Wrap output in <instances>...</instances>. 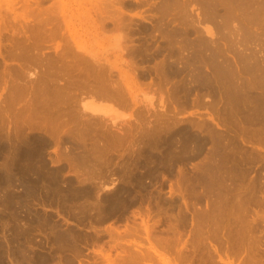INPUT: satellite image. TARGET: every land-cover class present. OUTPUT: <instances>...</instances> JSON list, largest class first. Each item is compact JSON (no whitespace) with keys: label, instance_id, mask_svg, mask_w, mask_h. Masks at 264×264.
<instances>
[{"label":"bare ground","instance_id":"obj_1","mask_svg":"<svg viewBox=\"0 0 264 264\" xmlns=\"http://www.w3.org/2000/svg\"><path fill=\"white\" fill-rule=\"evenodd\" d=\"M48 1H21L23 9L29 8L26 12L33 18L31 24L27 20L28 23L24 24L28 26L31 42L25 44L20 39L15 40V32V38L11 33V39L17 41L12 40L13 46L19 49L17 57L34 61L23 64L26 68L23 75L22 67L17 71L10 69L6 75L0 72V83L16 77L15 82H9L6 95L0 100V130L4 131L0 133V158L3 157L0 165L5 167L6 172L8 170L6 174L9 177L3 181L6 175H0V188H14L17 179L21 184L18 185L28 190L25 192L23 189V192L37 200L35 206L38 204L43 209L26 207L25 215H20L19 199L11 196L17 201L13 198L8 201L4 194L9 193L5 189L8 194L4 193L5 199H1L5 208L0 211V264H157V261L160 264H194L190 257L196 252L200 254L197 264H207L203 259L204 253L212 262L214 257L209 246L213 241L214 252L227 251L234 256L244 253L242 264H264V194L259 196L264 192V181L261 180L262 171L253 168L256 163L263 165L264 161V54L261 52L264 48L261 43L264 41V0H160L154 5L159 20L153 27L141 23V33L154 36L158 33L164 41L155 47L145 44L146 39L141 42V60L148 61L159 54L162 58L153 73L141 70L139 75L141 78L147 75L156 77L157 81L151 77L152 82L145 84L157 86L155 89L158 91H152L160 93L158 96L163 102V109L161 111L155 105V110H152L147 105L152 110L150 118L153 119H150L141 108L144 111L139 116L144 120L140 124L141 135L138 134L141 137L136 135L141 148H135L137 152L140 149L141 163L139 157L138 162L141 165L133 160L137 159L135 150V158L126 157L117 163L118 159L111 150L120 147L117 145L122 144L125 138L127 141L129 135L124 137V133H117L119 130L109 129L107 126L110 123L107 125L103 114H99L110 109L104 102L120 104L126 98L124 88L121 89V83H124L112 77L113 63L107 54L92 53L85 47L83 50L86 53L75 52L71 50L72 45L66 49L65 45L54 56L40 55L35 51L40 49L42 39L55 36L58 12H62L65 18L68 11L66 5L71 2L58 0L55 3L56 0H53L47 5ZM76 1L79 4L86 2L79 9L86 16L92 17L90 11L94 10L97 29L116 31V36H120L118 40L122 38L124 41L121 32L128 25L124 21L123 7L131 4L129 0ZM17 3V0H0V11L4 15L9 11L16 16ZM192 3L198 5L194 8L198 11H192ZM2 7L5 11L1 10ZM4 15L0 13V28L2 25L5 27L10 17ZM167 17L173 18V22L182 29L175 27ZM20 22L23 23L22 20ZM190 35H194V39ZM254 41L255 44L251 43ZM250 43L254 49L249 47ZM77 48L81 45L78 44ZM126 53L129 54V50ZM29 67L31 70L39 68V72L35 68L36 76L31 78L29 75L31 79L27 77L24 80L22 77L28 76ZM163 81L170 85L164 87ZM188 105L194 108L193 115L201 117H193L196 120L190 119L188 125H178V118L185 113L183 111ZM202 109L207 112L205 115L198 111ZM111 123L113 128L118 125H113V120ZM121 127H118L120 132L126 128L125 125L124 129ZM28 128L30 131L44 130V134L48 133L46 135L54 140L61 138L63 143L67 142L63 140L65 137L68 141L72 137L81 141L83 150L80 149L81 153L77 151L78 154L61 150L62 142L55 141L53 144L58 152L54 160H59L60 156L64 160L66 158L65 161H69V164L66 162L69 165L66 171L74 169L79 178L81 176V181L89 183L85 185L87 182L83 184L79 181L75 185L73 179H69L71 176H65L68 181L63 185L61 182L64 180H59V174L66 172L62 171L64 166L57 165L47 170L50 157L45 164L42 154L51 141L40 132L27 131ZM195 159L198 161L192 163ZM128 160L138 166L134 167ZM114 161L118 167H113ZM187 162L191 163L190 170L187 169ZM139 168L143 170L139 172ZM251 172L255 174L250 176ZM111 174L117 175V185L103 190V184L107 183ZM163 174L169 178L173 176L176 186L181 188L182 199L177 203V210L171 209L177 212L175 222L171 221L173 219L169 222L165 218L158 219L157 215L164 212L165 200L158 199L159 195L154 194L153 198L157 195L155 200L158 201H154L156 204L153 206L154 199L144 193L147 186L144 179L149 178L151 182L159 175L165 176ZM149 186L153 188L150 183ZM137 194H141L139 201ZM85 198L86 201L92 198V204L86 205ZM78 200L81 202L77 204ZM136 200L141 207L134 205ZM147 201L153 207L150 209L155 207L157 215L148 211L150 206L143 208ZM198 204H202L200 209ZM132 205L141 212L145 238L138 234L139 229L134 226L117 227L123 223L120 220L126 221L125 210L128 211ZM134 209L137 210L132 207L130 211L134 212ZM185 209H193L191 214H195L188 217ZM47 210L54 211L61 219ZM150 214L155 215L152 219L159 224L162 222L165 228H158L156 221L150 224L146 220L150 219ZM107 218H117L118 225L116 222V226L111 225V222L106 226L104 220ZM100 223L105 226H99ZM189 223L193 224L189 230L192 237L186 240L183 235ZM140 235L147 245L141 250H127L124 243H120L127 236L133 238Z\"/></svg>","mask_w":264,"mask_h":264},{"label":"rangeland","instance_id":"obj_2","mask_svg":"<svg viewBox=\"0 0 264 264\" xmlns=\"http://www.w3.org/2000/svg\"><path fill=\"white\" fill-rule=\"evenodd\" d=\"M18 1V3L16 4V7H17V12H16V16L15 15H13L12 13V15L11 14H9L8 12H5L6 14H7V17H9L8 19V23H6V25H5V27H3L4 25H2L1 26V28H3V29H1L2 31H1V34H0V72L1 73H3V74H8L9 73V70L10 69H13V70H15V71H17V69H20L21 67L22 68H24L22 71L21 70H18L19 72L21 71L22 73V75H23V73H24V70H25V72H26V68L23 66V64H25L26 62H29L30 63V61H31V63L34 61L33 59H26V58H23V59H21L20 57H17L18 55H19V49L18 48H15L14 46H13V42H12V40H14V39H11V33H12V37H13V35L15 34L16 35V33H17V36H15V37H17V39H15V40H17V41H22L23 43H25V44H28V43H30L31 42V39H30V37H29V33H28V31L27 30H29L27 27L28 26H25L26 25V22L28 21V22H30V24L32 23L31 22V20L33 19L32 18V16H29L28 14L29 13H27V12H29L28 10H29V8L28 9H23L24 7H22L23 6V3H24V0H17ZM21 1H23V3L21 2ZM53 0H50V1H48L46 4L48 5L49 4V2H52ZM57 1L58 0H56V2L55 3H57ZM87 2H89V1H91V0H86ZM130 2H131V4H129V5H126V6H124L123 7V9L125 10L124 11V15H125V18H124V21L127 23V25H128V28H125V30H124V32H121V34L122 35H124V41L122 42V38L120 39V40H118L119 39V37L120 36H116V31H108V32H106V30H100V29H97L96 28V25L98 24V22H96L95 21V15H94V10L93 11H90V15L92 16V17H89V16H86L82 11L81 12H79L80 10V8L81 7H83V4L84 3H86V2H84V3H82V4H79L76 0H71V2L69 3V6H68V4L66 5V8L68 7V11L65 13V18H63V14H62V12H58V15H59V17L57 16V18H59V19H57L59 22L61 21V23H55V25H57L56 27H55V36H53V37H51V38H46V39H42L41 41H40V49L39 50H35V51H37V52H39V54L40 55H48V56H54V54L56 55V51L57 50H63L64 49V46H65V49H66V47H71V45L74 47H72L71 48V50H75V52H82V53H86L84 50H83V47H85V48H87L90 52H92V53H96V52H98V53H103V54H107V57L109 58V60H110V62L111 63H113V68H112V71H113V75L115 76H112L114 79H117V80H120L121 82H123L124 84L122 85V83H121V89L123 90V88H124V90H123V92H124V95H126V98H125V101H127V103H125V101H123V102H120V104H118V102H114L115 104H113V102H110V101H106V102H104L105 104L104 105H108L109 107H110V109H109V111H101L99 114H103V118H104V120H105V123L107 124V123H110L109 125L110 126H107V127H109V129H111V130H113V131H118L117 133L119 134H123V136L124 137H126V136H128L127 137V141H125L126 140V138H125V140L124 141H122V144H118L117 146H122L123 144H125V142H126V144L125 145H123L122 146V148H120V147H117V149L116 148H114L113 150H111V152H112V154L113 155H115L116 157H117V163H118V161L120 162V161H122V160H124L126 157L128 158V159H130L131 157H133V158H135V155H136V157H137V159L135 158V159H133L134 160V162H138L139 160H138V157L140 158V163H141V152H140V149H139V151L137 152V148H141V144L140 143H138L139 141L137 140V136L138 137H141L140 135H141V123L144 121L143 119H141L139 116H141L140 114H141V111L144 113V111H146L145 113L147 114V116H148V118H150V117H152V110H155V105H156V107H158L159 108V110H161L162 111V109L163 108H161V106L163 105V102H161L160 101V98H159V96H160V93L158 92V94H159V96H158V94L156 93L158 90L157 89H155L157 86H153V87H151V86H148V85H146V84H148L149 82H152L151 81V77H154V75H150V77L147 75V77H144V78H141V76L139 75L140 73H141V70L142 71H151L152 73H153V69H154V67L159 63V62H161L160 61V59L162 58V54H159V55H155V56H152L148 61H143V60H141V42H144V40L146 39L147 41L145 42V44H148V45H152L153 47H155V46H157V45H159L160 44V42H162V41H164L159 35H158V33H156V35L154 36V35H145V33H141V23L142 24H146L147 26H149V27H153L154 25H155V23H156V20H159V17L155 14V8H154V5L155 4H159L160 3V0H129ZM155 1V2H154ZM180 1H184V0H180ZM21 2V3H20ZM59 2V1H58ZM154 3V4H153ZM71 4V5H70ZM194 3H192V5H191V8H192V11L193 12H195V11H198V10H196V9H194V8H198L195 4L193 5ZM70 6H71V8H70ZM88 7H91L90 6V4H88ZM1 10H4L5 11V9L2 7V9ZM77 10V11H76ZM27 11V12H26ZM0 13H1V16H3L4 14H2V13H4V12H1L0 11ZM27 13V14H26ZM70 13V14H69ZM6 14L4 15V16H6ZM8 14H9V16H8ZM25 16H24V15ZM15 17V18H14ZM20 17H21V19H20ZM5 18V17H4ZM167 18H169V19H171V17H167ZM68 19V20H67ZM12 22H11V21ZM22 20V22L23 23H21L20 21ZM23 20H25V21H23ZM27 20V21H26ZM30 20V21H29ZM172 20V22H173V18L171 19ZM6 21V20H5ZM11 22V23H10ZM15 22V23H14ZM27 22V23H28ZM163 22H164V19H163ZM14 23V24H13ZM16 23H18V24H16ZM68 23V24H67ZM12 24V25H11ZM25 24V25H24ZM69 25V26H68ZM173 25L175 26V27H177L178 29H182V27L179 25V24H176V22H173ZM67 26V27H66ZM66 27V28H65ZM4 28H6V29H4ZM68 28V29H67ZM15 32V33H14ZM19 32V33H18ZM69 32V33H68ZM70 32H72V35H70ZM2 33H4L3 35H5V37L2 35ZM14 33V34H13ZM67 35V36H66ZM3 38H2V37ZM15 37H13V38H15ZM68 37V38H67ZM67 38V39H66ZM71 38V39H70ZM190 38H192V39H194V35H190ZM18 39H20V40H18ZM69 39V40H68ZM14 40V41H15ZM17 41H15V42H17ZM68 41H69V43H68ZM70 41H71V43H70ZM14 42V43H15ZM68 45H67V44ZM120 43H122L123 45H124V48L123 47H121L122 45L120 44ZM251 43H253V44H255V41L254 42H251ZM249 44V47H251V46H253V47H251L252 49H254V45H252V44ZM258 42H256V44H257ZM261 43H263V47H264V41H262ZM16 44V43H15ZM69 44H70V46H69ZM78 44H80L81 45V48H77V46H78ZM120 45V46H119ZM261 45H258V46H261ZM122 48V49H121ZM121 49V50H120ZM79 50V51H78ZM126 50H129V54H127L126 53ZM135 50H138V53H134V51ZM79 52V53H80ZM119 52V53H118ZM164 52V51H163ZM263 54H264V48H263V51H261ZM260 54V53H259ZM258 54V55H259ZM263 54H261V55H263ZM10 55V56H9ZM110 55H111V57H110ZM230 56V55H229ZM118 57V58H117ZM121 58V59H120ZM127 65V66H126ZM126 66V67H125ZM32 67V66H31ZM31 67H29L28 69H29V74H28V76H25V77H22L24 80L28 77V79L30 80L31 78H33V77H35L36 75H34V73L36 74V72H39V68H33L32 70H31ZM34 67V66H33ZM16 68V69H15ZM27 69V70H28ZM36 70V72H35V70ZM115 70V71H114ZM31 73V74H30ZM117 73V74H116ZM138 73V74H137ZM119 74H121L120 75V77H119ZM29 75H30V77H29ZM33 75V76H32ZM117 75V76H116ZM139 75V76H138ZM21 77V76H20ZM16 77H14V78H9V79H5V81L4 82H1L0 83V100L2 99H4V96L6 95V93H7V88H8V85H9V82L10 81H13V82H15L16 81V79H15ZM21 78V79H22ZM177 78V77H176ZM23 79H22V81H23ZM121 79H124V81H122ZM153 80V79H152ZM154 80H156L157 81V79H156V77H154ZM155 81V82H156ZM163 82H165V81H163ZM169 82V81H168ZM146 83V84H145ZM124 85H125V87H124ZM164 85V87H166V86H169L168 85V83L166 84V82L163 84ZM123 87V88H122ZM151 90H150V89ZM154 88V89H153ZM152 90H157V91H155V93H154V91H152ZM150 91H152L153 93H151ZM165 95V94H164ZM125 97V96H124ZM151 97V98H150ZM154 97V98H153ZM158 97V98H157ZM128 99V100H127ZM1 100V101H2ZM158 100H159V102H158ZM149 101H150V103H149ZM151 101L152 102H154V103H156V104H154V103H152V105H154V107L152 108V105H151V107L149 106L150 104H151ZM110 102V103H109ZM123 103V104H122ZM149 103V104H148ZM122 104V105H121ZM125 104V105H124ZM145 104H146V106H145ZM147 105H148V107H149V109H152V110H149L148 109V107H147ZM160 105V106H159ZM167 105V104H166ZM147 107V108H146ZM141 108H143L144 109V111L143 110H141ZM148 109V110H147ZM165 110V109H164ZM192 110H194V108L193 107H191L190 105H188V107H186L185 108V111H183V112H185V113H183V114H181V116H179V123L180 124H178V125H183V124H189V120L190 119H192L193 117H196V119H200V117L201 116H197V115H193V113L195 112V111H192ZM198 111H201L202 112V114L204 113V115L207 113L205 110H198ZM137 112H140V113H138V115L136 114ZM151 114V115H149V113ZM199 113V112H198ZM101 114V115H102ZM104 114H106L105 116H104ZM107 114L111 117H109V116H107ZM112 115V116H111ZM188 115V116H187ZM138 118H137V117ZM146 116V117H147ZM105 117L107 118V120L105 119ZM108 117H109V119H108ZM113 118V119H112ZM138 119V120H137ZM141 119V121H139ZM150 119H153V118H150ZM193 119H195V118H193ZM195 119V120H196ZM108 120H110L109 122H108ZM113 120V125L115 124V123H118V125L116 124V128H113L114 126H112L111 124V121ZM143 120V121H142ZM139 121V122H138ZM121 122L123 123V125L121 124ZM132 123V124H131ZM121 124V125H120ZM128 124V125H127ZM187 124V125H188ZM108 125V124H107ZM126 126V128L128 127V129L126 130V128L124 129L123 128V126ZM137 126V127H135V126ZM143 125V124H142ZM122 126V127H121ZM139 126V127H138ZM118 127L120 128L121 127V129H124V130H121L122 132H120V129H118ZM133 127L136 129H133ZM1 129V128H0ZM7 130H10V128H6ZM116 129V130H115ZM133 129V130H132ZM140 129V130H139ZM27 130V129H26ZM135 130V131H134ZM138 130L140 131V132H138ZM27 131H30L29 130V128H28V130ZM34 131V132H33ZM36 131V132H35ZM44 132V130H31L30 132H32V133H36V134H38L39 132L41 133V134H43V135H45L46 136V139L47 140H49V141H51L50 143H52V146L50 145V143H47V147L45 146L44 148L45 149H43V152H42V150H41V152H42V154H43V157H44V159H46L45 160V164H47V160H48V158H49V160H48V167H47V170H51V169H54L55 167H58L57 165H61L64 169L62 170V171H66V169L68 168V166L69 165H67L66 164V162L69 164V161H65V160H67L66 158H65V160H64V157H62V156H60L59 157V160H54L55 159V157L57 156V152H56V150L58 149L53 143L56 141H61L62 142V140H61V138H57V140L55 139H53L52 138V136H50V135H46V134H48V133H43ZM124 131V132H123ZM134 131V132H133ZM136 131L138 132V133H136ZM4 131L2 130H0V133H3ZM126 132H128V133H126ZM39 133V134H40ZM133 134V137H131L132 136V134ZM140 133V135H138ZM127 134V135H126ZM137 135V136H136ZM48 136H50L52 139H53V141H52V139H50V137H48ZM73 138V137H72ZM69 139V141H68V137H65L63 140H65L66 139V141L67 142H65V143H63L62 142V144H63V146H62V148H61V146H60V148H61V150H64V151H66V150H69V151H71V152H69V153H74V154H78V152H82L81 150H83V148L81 147V146H83V145H81V141H79L77 138H73V139ZM129 138H130V140H129ZM75 139V140H74ZM104 139V138H103ZM133 139V140H132ZM137 141H136V140ZM72 140V141H71ZM104 141H106V140H104ZM131 141V142H130ZM132 141H133V143H132ZM135 141V142H134ZM57 142V143H58ZM61 142H59V144L61 143ZM69 142H71V143H69ZM75 142H77V143H75ZM80 142V143H79ZM124 142V143H123ZM130 142V143H129ZM68 143V144H67ZM74 143V144H73ZM132 143V144H131ZM61 144V145H62ZM65 144H66V147H64L65 146ZM69 144H73V145H69ZM79 144V145H78ZM127 144H130V145H127ZM48 145H50L49 147H48ZM55 147H54V146ZM138 145H139V147H138ZM75 151H73L72 149H69L70 147ZM76 146H78L77 148H76ZM80 146V147H79ZM130 146V147H129ZM132 146V147H131ZM136 146H137V148H136ZM75 147V148H74ZM56 148V149H55ZM65 148V149H64ZM136 148V149H135ZM78 149V150H77ZM81 149V150H80ZM120 149V150H119ZM147 149H148V147H147ZM80 150V151H79ZM132 152H131V151ZM133 150H135L134 152L136 153H134L133 152ZM29 152H33V151H30V150H28ZM44 151H46V152H44ZM73 151V152H72ZM78 151V152H77ZM157 151V150H156ZM262 151H264V150H262ZM66 152H68V151H66ZM128 152H130L129 153V155H127V156H125L126 154H128ZM140 152V153H139ZM117 153L118 154H120L119 155V157L117 156ZM132 153V156L130 155ZM134 153V154H133ZM139 153V154H138ZM264 153V152H263ZM45 154V155H44ZM55 155V156H54ZM140 155V156H139ZM54 157V158H53ZM122 157H124V158H122ZM2 158L3 157H1L0 158V161L2 160ZM53 158V159H52ZM120 158H122V159H120ZM51 159V160H50ZM120 159V160H119ZM129 162H132V160H128ZM196 161H198V159H195V160H193V161H191L192 163L193 162H196ZM115 162V161H114ZM64 165H63V164ZM136 163H133L132 162V165H135L134 167H136V166H138V165H141V164H139V162L137 163L138 165H136ZM65 164H66V166H65ZM187 164V169L188 170H190V165H191V163L190 162H187L186 163ZM150 165L152 166H154V164L153 163H150ZM256 165V166H255ZM254 166H253V168L254 169H256L257 171H262L260 174H261V176H263V177H261V180L262 181H264V167H263V165H264V161H263V165H261V163H256ZM118 167V164H116V162L114 163V166L113 167ZM261 166H262V168H261ZM52 167V168H51ZM133 167V166H132ZM189 167V168H188ZM51 168V169H50ZM66 168V169H65ZM259 169H261V170H259ZM4 170H5V173H4ZM69 170V171H68ZM66 172H64L65 173V175H64V173H63V175H60L59 174V180L60 181H63V182H61L63 185L65 184V182H67L68 181V179L66 180V177L65 176H67V177H70L69 179H73V184H75V185H78V183H80V182H83V180L81 181V176H80V178H79V176L75 173V170L73 169H71L70 170V168L68 169ZM141 170H143V169H141V168H139V172H141ZM0 171L2 172V174H0V175H6V176H3V179H2V177H1V179L3 180V181H5V180H8V170H7V172H6V169H5V167H3L2 168V165H0ZM62 171H61V174H62ZM0 172V173H1ZM73 172V173H72ZM253 172H255V171H253ZM253 172H251V175L250 176H253L255 173H253ZM4 173V174H3ZM7 173V174H6ZM75 174V175H74ZM69 175V176H68ZM72 175H74V176H72ZM77 175V176H76ZM163 175H165V174H163ZM167 175H165V176H158V178L157 179H155V180H153V181H149V178L147 179V178H145L144 180H145V183L147 184V186L145 187V189H144V193L147 195V197H152V199H154L153 200V203L151 204V202L149 203V201H147V202H145V205L143 204V208H148L150 205H148V204H151V205H155L156 204V202L158 201V200H155V198L157 199V197H158V199H160V197H161V199H163L162 201H164V205H163V207L165 208H162V211H164L163 213H162V215H160V216H158L156 213H155V207H154V209H150V208H153V207H149L148 208V211L149 210H151V212L153 211V213H155V215H157V218L158 219H164L165 218V221L167 220L168 222H169V220H171V219H173V220H171L172 222H175V217H174V215L175 216H177V212L176 211H172L171 209H173V210H177V203H178V201H181V199H182V197L180 196L181 194H180V192H179V186H176V183H175V179H173V176H171L170 178L168 177H166ZM5 177H6V179H5ZM63 177V178H62ZM79 178V180L77 181V178ZM108 181H109V183H108V181H107V183L106 182H104V183H106V184H103V185H105V187L103 186V190H105L106 189V191L107 190H109V189H111L114 185H117V181H118V177H117V175L116 174H111V175H109L108 176ZM160 178V179H159ZM63 179V180H62ZM75 179V180H74ZM159 179V180H158ZM148 180V181H147ZM151 180V179H150ZM157 180H158V184H157ZM164 182H163V181ZM16 181V183H15V185H14V188H13V186H12V188L9 186V189H14L13 191L12 190H10V191H8L9 189H7L8 187H6V188H4V190H2L3 188H0V200L2 199L3 200V198L5 199V197L4 196H6V199L9 201V198L11 197V196H15V197H17L18 199H19V203L21 204L20 205V207L22 208L21 209V211H19V214L20 215H25V208L26 207H31V206H35V204H36V201L37 200H34V198H32V196H29V195H27V193H25V192H27L28 190L27 189H25V187L24 186H21L20 187V182L18 181L17 182V179L15 180ZM75 181H76V183H75ZM80 181V182H79ZM154 181H155V184H157L156 186L158 187H156L155 185H154ZM78 182V183H77ZM85 182H87V183H85ZM111 182V183H110ZM119 182H120V180H119ZM152 182H153V184H152ZM159 182H161V183H159ZM85 183V185L86 184H88L89 183V181H84L83 182V184ZM149 183L151 184V185H153V188L151 187V186H149ZM164 183V184H163ZM18 184H20V185H18ZM109 184V185H108ZM160 184V185H159ZM17 185V186H16ZM129 184H127V186H128ZM165 185V186H164ZM19 186V187H18ZM112 186V187H111ZM163 186V187H162ZM184 186V185H183ZM183 186H182V188H183ZM23 187V188H22ZM110 187V188H109ZM149 187V188H148ZM159 187H160V190H159ZM150 189V190H147V189ZM157 188V189H156ZM184 188H186V187H184ZM183 188V189H184ZM7 190V192L9 193H7V192H5L6 190ZM23 189H24V191L25 192H23ZM155 191H154V190ZM181 189V188H180ZM263 189H264V187H263ZM147 190V191H146ZM158 190H159V192H161V193H159L158 192ZM16 191V192H15ZM18 191V192H17ZM20 191H22V194H21V192ZM20 192V193H19ZM141 192V191H140ZM142 192H143V190H142ZM148 192V193H147ZM153 192H155V193H153ZM157 192V193H156ZM4 193H7L8 195H5ZM11 193H13V194H11ZM139 193V192H138ZM3 194H4V196H3ZM11 194V195H10ZM20 194H21V196H20ZM25 194V195H24ZM154 194H158L159 196H155V198H153V195ZM261 194V195H260ZM259 194V196H262V194H264V192H262V193H260ZM26 195H27V197H26ZM138 195V194H137ZM141 195V194H140ZM140 195H138L137 196V200L138 199H140L141 200V196ZM146 195H145V197H146ZM150 195V196H149ZM162 195V196H161ZM18 196H20V198L18 197ZM24 196V197H23ZM21 197H23L22 199H23V201H22V199H21ZM146 197V198H147ZM162 197H164V198H162ZM13 198V197H12ZM12 198H10L11 200H12ZM17 198H13V200L14 201H17ZM25 198V199H24ZM26 198H28V199H26ZM32 198V199H31ZM181 198V199H180ZM160 199V200H161ZM166 199H168V200H166ZM2 200L0 201V211L1 210H3L4 208H3V202H2ZM93 199L91 198L90 200H88V201H86V198H85V200L84 201H86V205L87 204H92V202L90 203V201H92ZM137 200L136 201H134L135 202V204L134 205H137V207H139L138 205H140V207H141V204H138V202H137ZM176 200V201H175ZM29 201V202H28ZM32 201H34V202H32ZM79 202H77V204L78 203H80L81 202V200H78ZM139 201V200H138ZM154 201H156V202H154ZM23 202L25 203V204H23ZM30 202L33 204H31L30 205ZM134 202H132V203H134ZM173 203V205H172V203ZM176 202V203H175ZM131 203V204H132ZM167 203V205L165 206V204ZM169 203H171V204H169ZM176 205H175V204ZM180 203V202H179ZM29 204V205H28ZM146 204L148 205V206H146ZM17 205H18V203H17ZM28 205V206H27ZM169 205H171V206H169ZM202 205V204H201ZM200 204H198L197 206L199 207V209L201 208L200 206H201ZM2 207V208H1ZM36 209L37 208H39V210H43L41 207H39V205L37 204L36 206ZM34 207V208H35ZM132 207L133 208H136L137 210H135L134 209V212H132V211H130V209L132 210ZM137 207H135V206H131L129 209H128V211L127 210H125L126 211V213H125V216H127V219H125L126 221H124V220H120V221H123V223H119L120 224V226H117L118 228L120 227V228H124V226H130V227H132V226H134V227H136V228H138L139 229V231H137L138 232V234H141L142 235V237L143 238H145V234H144V231H143V229H142V222H141V212H138V208ZM170 209H169V208ZM171 207H173V208H171ZM41 208V209H40ZM168 209V210H167ZM8 210V209H7ZM6 210V211H7ZM38 210V211H39ZM185 210H187V209H185ZM124 211V212H125ZM137 213H136V212ZM23 212V213H22ZM47 212L49 213H53L52 212V210L50 211V210H47ZM150 212V211H149ZM150 212V213H151ZM152 213V214H153ZM169 213V214H168ZM176 213V214H175ZM187 213H188V217H191V216H193L194 214H195V212H194V214H191V213H193V209L192 210H187ZM54 214V217L55 218H60L61 219V216H57L56 217V215L57 214H55V213H53ZM152 214H150V219H149V217H148V219L146 218V220H148V222L150 223V224H152L153 222L152 221H156L157 222V220H154V219H152ZM154 215V216H155ZM191 215V216H190ZM153 216V217H154ZM169 216V217H168ZM156 217V216H155ZM160 217V218H159ZM167 217V218H166ZM156 218V219H157ZM168 218H170V219H168ZM108 219L109 218H107V220L105 219L104 221V223L106 224V226H108L109 224H111V222H112V224L111 225H115L116 226V221L115 220H117V218H115V220H114V218H112L113 220H110L109 219V221H108ZM152 219V220H151ZM150 220V221H149ZM113 221H114V223H113ZM118 221V220H117ZM108 222V223H107ZM116 222V223H115ZM152 222V223H151ZM159 222H161V220L159 221ZM171 222V223H172ZM190 222H192V221H190ZM104 223H100L99 224V226H102L103 227V225L105 226V224ZM162 223V222H161ZM161 223L159 224L158 222L156 223L157 224V226H158V228H165L164 227V224H162L161 225ZM124 224V225H123ZM117 225H118V223H117ZM159 225H160V227H159ZM193 224H191L190 225V223L187 225V229L185 228V230L184 231H186L185 233H184V235H183V237H184V239H186V240H188L189 238H191L192 236V233H191V231H189V230H191L192 229V226ZM190 226H191V228H190ZM144 234V235H143ZM191 234V235H190ZM135 235V234H134ZM141 235L139 236V237H129V236H127V238H125L124 240H120V243H124V245H125V247L127 248V250L129 249V250H132V249H140L141 250V247H146L147 245H146V240L144 241L143 240V238L141 237ZM191 236V237H190ZM143 240V241H142ZM190 240V239H189ZM263 240H264V237H263ZM145 242V243H144ZM190 241H188V243H189ZM212 242V241H211ZM211 242H210V244H211ZM215 245V242L213 241L212 242V244L209 246V248H210V251H211V253L213 254V261L212 262H214V260H215V264H226V262L227 263H229V264H231V262H232V264H242V262H243V260H244V253H242V254H239V255H236V256H234V255H232V254H230L229 252H222V251H220V252H214L213 251V247H215L214 246ZM217 245V244H216ZM264 246V245H263ZM217 247V246H216ZM121 248H117V250L119 251ZM125 249V248H124ZM122 250V249H121ZM224 253V254H223ZM228 254L227 256H228V258L226 257V254ZM173 255V254H172ZM193 256H191L190 258L192 259V261L194 262V264H197L198 262H200V254L199 255H197V252L195 253V254H192ZM203 259L205 260V263H207V264H210V263H212L211 262V259L210 258H208L207 257V253H204V257H203ZM154 264H156V263H154ZM157 264H160V263H158V261H157Z\"/></svg>","mask_w":264,"mask_h":264}]
</instances>
